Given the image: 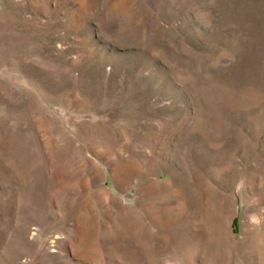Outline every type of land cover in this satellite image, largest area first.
I'll return each instance as SVG.
<instances>
[{
    "label": "rangeland",
    "instance_id": "374dc122",
    "mask_svg": "<svg viewBox=\"0 0 264 264\" xmlns=\"http://www.w3.org/2000/svg\"><path fill=\"white\" fill-rule=\"evenodd\" d=\"M0 264H264V0H0Z\"/></svg>",
    "mask_w": 264,
    "mask_h": 264
},
{
    "label": "bare ground",
    "instance_id": "6f19581e",
    "mask_svg": "<svg viewBox=\"0 0 264 264\" xmlns=\"http://www.w3.org/2000/svg\"><path fill=\"white\" fill-rule=\"evenodd\" d=\"M216 242L218 243V246H217V248H219V250L221 249L222 250V242H221V240L220 239H218V238H216ZM226 246H224V248H225ZM218 250V249H217Z\"/></svg>",
    "mask_w": 264,
    "mask_h": 264
}]
</instances>
